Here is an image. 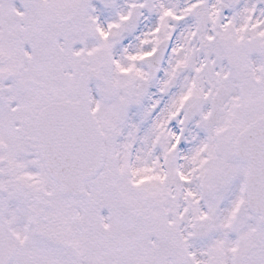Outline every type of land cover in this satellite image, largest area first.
Returning a JSON list of instances; mask_svg holds the SVG:
<instances>
[{
    "label": "snow or ice",
    "instance_id": "snow-or-ice-1",
    "mask_svg": "<svg viewBox=\"0 0 264 264\" xmlns=\"http://www.w3.org/2000/svg\"><path fill=\"white\" fill-rule=\"evenodd\" d=\"M0 264H264V0H0Z\"/></svg>",
    "mask_w": 264,
    "mask_h": 264
}]
</instances>
